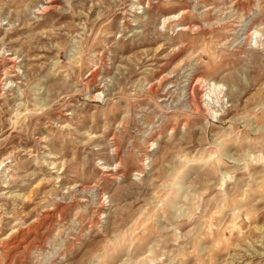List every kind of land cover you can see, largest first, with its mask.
Instances as JSON below:
<instances>
[{
	"label": "rangeland",
	"instance_id": "obj_1",
	"mask_svg": "<svg viewBox=\"0 0 264 264\" xmlns=\"http://www.w3.org/2000/svg\"><path fill=\"white\" fill-rule=\"evenodd\" d=\"M255 3L0 0V264H264Z\"/></svg>",
	"mask_w": 264,
	"mask_h": 264
},
{
	"label": "snow or ice",
	"instance_id": "obj_2",
	"mask_svg": "<svg viewBox=\"0 0 264 264\" xmlns=\"http://www.w3.org/2000/svg\"><path fill=\"white\" fill-rule=\"evenodd\" d=\"M241 7L244 5L241 4ZM248 7L254 8V9H262L264 10V0H256L255 4L248 5ZM250 26V15H246L242 18V23L240 24V30L241 32L247 31L248 27ZM112 264H119V260H114Z\"/></svg>",
	"mask_w": 264,
	"mask_h": 264
}]
</instances>
